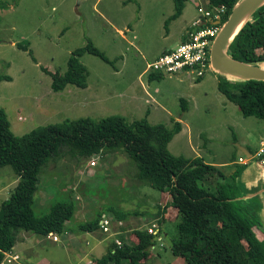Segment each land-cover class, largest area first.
Wrapping results in <instances>:
<instances>
[{"label": "rangeland", "instance_id": "obj_1", "mask_svg": "<svg viewBox=\"0 0 264 264\" xmlns=\"http://www.w3.org/2000/svg\"><path fill=\"white\" fill-rule=\"evenodd\" d=\"M198 5L205 2L186 1L181 15L166 23L174 12L172 0H0V75L10 78L0 81V108L13 134L21 136L67 119L99 120L111 115L128 122L146 117L149 124L161 123L168 129L180 121L183 129L168 143L169 152L199 156L232 173L238 157L244 155L241 148L254 153L259 147L264 120L243 116L218 90V73L211 69L199 80L188 73L152 77L145 71L148 63L179 45L199 15ZM88 41L113 63L85 52L79 61L87 70V86L68 85L54 92L51 74H63L71 53ZM18 45H26L27 50ZM102 152L84 157L64 146L39 173L35 215L45 214L55 202L75 206L65 230L77 236V244L70 247L68 258L63 256V264H94L91 257L105 254L109 239L120 241V227L131 237L133 228L149 227L160 218L154 213L158 204L165 203L164 194L137 178L136 164L124 151ZM263 165L254 158L247 160L250 181L262 179ZM16 178L11 166L0 167V203L9 196ZM259 186L264 199L262 183ZM107 208L140 214L111 221L110 233L79 228L100 212H107L112 220ZM261 215L264 219V205ZM175 218L169 210L170 221L156 224L163 236L156 237L143 264H186L171 252L177 234ZM257 235L263 236L259 231Z\"/></svg>", "mask_w": 264, "mask_h": 264}, {"label": "trees", "instance_id": "obj_2", "mask_svg": "<svg viewBox=\"0 0 264 264\" xmlns=\"http://www.w3.org/2000/svg\"><path fill=\"white\" fill-rule=\"evenodd\" d=\"M172 1L174 12L166 23L181 15L188 0ZM203 1L208 9L225 8L223 22L239 0ZM18 47L27 50L26 45ZM85 52L113 63L88 41L71 53L63 74H51L54 92L68 85L87 86V70L79 61ZM228 53L243 62H264V4L234 36ZM217 79L218 90L236 104L243 116L264 120V81L239 80L219 74ZM2 80L10 78L0 75ZM181 128L180 121L168 129L161 123L149 124L146 117L128 122L122 116L111 115L99 120L67 119L16 136L6 112L0 108V167L11 166L17 177L8 198L0 203V264L5 253L11 251L18 231L40 236L62 234L66 222L73 217L75 206L71 202H55L39 216L32 208L42 166L64 146L84 157L103 154L105 149L124 151L136 164L137 178L168 197L163 207H157L155 215H162L157 223L170 221L164 217L167 211L176 213L177 234L171 240V252L183 257L186 264H264V219L261 215L264 199L259 186L262 182L247 187L240 181L246 164H237L232 173L226 174L220 167L204 162L202 157L173 155L167 146ZM107 211L118 222L140 214L113 208ZM102 213L107 212H100L79 228L83 231L98 229ZM147 228H133L128 240L120 236L119 246L113 239L107 252L94 264H143L151 256L149 248L156 237L163 236L161 228L158 227L157 235L148 233ZM257 231L263 234L261 238Z\"/></svg>", "mask_w": 264, "mask_h": 264}, {"label": "built area", "instance_id": "obj_3", "mask_svg": "<svg viewBox=\"0 0 264 264\" xmlns=\"http://www.w3.org/2000/svg\"><path fill=\"white\" fill-rule=\"evenodd\" d=\"M199 15L192 21L191 29L187 31L186 38L182 40L174 49L167 50L159 55L154 61L146 65L145 71L149 73H159L163 75H184L190 74L195 79L202 78L207 70H212L210 64V50L214 38L218 34L222 24V15L225 8H211L198 5ZM256 162L264 164V138L261 139L259 147L251 154ZM245 157H239L237 163L246 164ZM93 164V162H91ZM110 219L102 215L99 220V228L104 233H110ZM148 233L157 235L158 227L155 223L147 228ZM57 240L55 234L49 233ZM161 238L160 236H158ZM119 246L121 241L115 239ZM17 254L5 253L2 264H9L18 260ZM8 262V263H6Z\"/></svg>", "mask_w": 264, "mask_h": 264}, {"label": "water", "instance_id": "obj_4", "mask_svg": "<svg viewBox=\"0 0 264 264\" xmlns=\"http://www.w3.org/2000/svg\"><path fill=\"white\" fill-rule=\"evenodd\" d=\"M264 4V0H239L231 9L227 19L222 24L214 38L210 50V64L213 71L219 75L239 80L264 81V69L259 63H248L235 59L228 53V48L234 36L241 27L251 19L253 13ZM244 155L251 153L241 148ZM262 190L264 191V165L262 166Z\"/></svg>", "mask_w": 264, "mask_h": 264}, {"label": "crops", "instance_id": "obj_5", "mask_svg": "<svg viewBox=\"0 0 264 264\" xmlns=\"http://www.w3.org/2000/svg\"><path fill=\"white\" fill-rule=\"evenodd\" d=\"M185 38H186V34L184 35L182 40H184ZM145 69H146V67H145ZM150 74L159 75V73H150ZM180 76H182V75H180ZM181 126H182V124H181ZM182 129L183 128H181V131H182ZM241 151H242V149H241ZM242 153H243V151H242ZM250 153L253 154L252 152H250ZM239 157H241V156H239ZM242 157H245L246 160L250 159L246 155H242ZM90 163H91V161H89V164ZM236 163H237V161H236ZM237 164H239V163H237ZM242 165H245V164H242ZM249 173H251V169L249 167H246V169L243 170V173L240 176V181L245 183L247 187H253V186L258 185V183L262 180L261 177L260 178L257 177L255 181H250L248 179ZM13 183L14 184L17 183V178L15 179V182H13ZM163 198H165V203L163 205H160L162 207L168 202V197L165 194H164ZM161 199L162 198H160L159 200H161ZM158 206H159V204L157 205V207ZM169 209L170 208H168V210ZM167 212H166V214H167ZM166 214H164L165 218H166ZM102 215L107 216L106 213H102ZM161 216L162 215H160L158 217H161ZM157 220L158 219H156V222H157ZM111 221L116 222V220H113V218H112V220L110 219V223H111ZM119 222H122V221H119ZM152 223H155V222H152ZM141 227H143V226H141ZM117 231L122 232V234L121 233H119V234H121V236H124L125 239L128 240V236L126 235L127 230L122 231V227H120V229H118ZM63 233L66 237H61L60 234H56L55 236L57 237V240H54L53 236H48V235L47 236H40V235L30 233L27 231H18L16 234L15 243H14L10 252L18 254L19 258L17 261H13L9 264H63V263H65V261L63 260V256L68 258V253H69L70 247L74 244H77V236L67 234L66 230ZM96 241L97 242L95 243V247H97L99 239L97 238ZM120 241L122 242L121 239H120ZM111 242L112 241L109 239L108 240V246L110 245ZM48 254H51V256H48ZM53 255H55V256H53ZM103 255L98 256V257H91L90 260L95 262L96 259H99ZM87 262L85 264H87Z\"/></svg>", "mask_w": 264, "mask_h": 264}, {"label": "bare ground", "instance_id": "obj_6", "mask_svg": "<svg viewBox=\"0 0 264 264\" xmlns=\"http://www.w3.org/2000/svg\"><path fill=\"white\" fill-rule=\"evenodd\" d=\"M260 67L264 69V63L260 64ZM261 176H262V173H261Z\"/></svg>", "mask_w": 264, "mask_h": 264}]
</instances>
